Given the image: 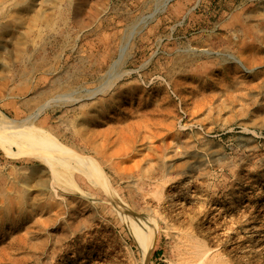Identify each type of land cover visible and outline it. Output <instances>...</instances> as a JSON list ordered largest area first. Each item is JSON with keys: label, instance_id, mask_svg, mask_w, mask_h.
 <instances>
[{"label": "rangeland", "instance_id": "1", "mask_svg": "<svg viewBox=\"0 0 264 264\" xmlns=\"http://www.w3.org/2000/svg\"><path fill=\"white\" fill-rule=\"evenodd\" d=\"M0 117L94 159L130 214L159 217L144 260L101 189L0 131V186L25 201L0 264H172L168 226L188 217L221 259L264 264V0H0Z\"/></svg>", "mask_w": 264, "mask_h": 264}, {"label": "bare ground", "instance_id": "2", "mask_svg": "<svg viewBox=\"0 0 264 264\" xmlns=\"http://www.w3.org/2000/svg\"><path fill=\"white\" fill-rule=\"evenodd\" d=\"M234 61L239 66L246 68L241 57L234 56ZM24 122L25 121H17L12 119L6 120L0 117V131L4 133L1 135L2 136L6 135L5 137L13 136L12 138L13 142L9 141V139L7 138H4L6 143L7 140H8L7 144L9 143L11 144V142L16 143L15 145L17 146L18 149L27 150L30 153H32L33 156H35L36 158L42 161L46 160L47 156L55 157L57 159L59 158L69 163V167H71L72 165V167H74L73 170L77 168V170L83 174L87 182L90 185H92V187L101 189L107 195L108 200L113 207V210L118 211L122 216V218L127 222L128 226L130 227V232L132 234L133 241L136 245V248L139 251L141 258L146 260L150 252V249H152L153 247L154 238L156 235V229L158 226L157 221L159 217L154 216L150 219H147V218H138V216H134L130 214L128 209L125 208V205H123L122 203L123 201L115 193L114 189H111L105 174L99 170V168L97 167L98 165H95L96 162L93 161L94 159L92 160L90 157H83L79 155L75 151L63 145V143H61L52 134L44 131L40 127L29 126ZM1 138L3 139V137ZM54 170L56 169L54 168ZM147 178H148L147 180L143 181L144 184L143 187L145 185H150L151 182H153L152 181L153 177L149 176ZM132 184L134 185V183ZM74 185L78 187L77 184L74 183ZM74 185L72 186L74 187ZM143 187L141 186L140 189H142ZM8 193L9 192L7 191L5 186H0V235L1 236L5 235L6 233H9L11 228L16 229V231L19 230L17 223V220L19 221L18 216L22 213L23 210H25L24 199L23 198L21 199V203L19 205L14 206L10 200ZM50 194H52V192ZM51 197L55 198V194H52ZM38 210L39 212H43L44 210L43 204L39 206ZM28 215H30L29 212ZM53 215H57V214L54 213ZM4 216L6 217V219H8V223H9L7 230H4ZM165 218L161 217V219H163L164 222L166 223L167 220H165ZM37 221L43 222L44 219L42 217H39ZM168 227L172 228L171 236L173 237L176 243L175 253H174L175 255L174 258L172 259V264L232 263L231 259L228 258L225 260L221 259L220 254L218 252H211L205 242L198 241L197 237L200 236V232L196 228H194L193 219L191 217L172 222ZM227 228L228 231L226 232V236H225L226 239L229 238V236H231L235 232L232 224L229 225Z\"/></svg>", "mask_w": 264, "mask_h": 264}]
</instances>
